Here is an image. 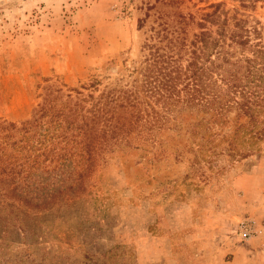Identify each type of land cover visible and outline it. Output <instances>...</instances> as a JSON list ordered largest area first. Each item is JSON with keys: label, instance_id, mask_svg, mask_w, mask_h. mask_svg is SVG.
Instances as JSON below:
<instances>
[{"label": "rangeland", "instance_id": "obj_1", "mask_svg": "<svg viewBox=\"0 0 264 264\" xmlns=\"http://www.w3.org/2000/svg\"><path fill=\"white\" fill-rule=\"evenodd\" d=\"M211 3L264 27V0H0V160L20 171L0 181V264H264V150L200 168L189 153L115 148L78 186L51 177L17 130L50 87L124 84L145 42ZM161 228L169 244L148 261L144 238Z\"/></svg>", "mask_w": 264, "mask_h": 264}, {"label": "trees", "instance_id": "obj_2", "mask_svg": "<svg viewBox=\"0 0 264 264\" xmlns=\"http://www.w3.org/2000/svg\"><path fill=\"white\" fill-rule=\"evenodd\" d=\"M207 7L145 42L143 66L126 68L124 84L120 78L100 89L102 81L94 76L66 94L48 88L17 129L25 137L23 147L42 149L43 162L53 166L46 172L78 186L99 155L115 148L171 150L180 161L189 153L190 165L200 168H211L222 155L241 160L262 152L264 27L239 8ZM46 140L51 144L43 147ZM9 165L0 160V181L8 177L14 183L20 171Z\"/></svg>", "mask_w": 264, "mask_h": 264}, {"label": "crops", "instance_id": "obj_3", "mask_svg": "<svg viewBox=\"0 0 264 264\" xmlns=\"http://www.w3.org/2000/svg\"><path fill=\"white\" fill-rule=\"evenodd\" d=\"M144 239L154 243V250L151 253L152 255L150 254V256H148V259H147L148 261H154V260L159 259V257H161L162 253L165 252L164 250H166V247L169 244L168 243L169 236L165 231L162 230V228L158 230V233L152 235L150 239L146 237ZM213 261H216L215 264H227V262L225 261L221 262L219 257H214Z\"/></svg>", "mask_w": 264, "mask_h": 264}, {"label": "built area", "instance_id": "obj_4", "mask_svg": "<svg viewBox=\"0 0 264 264\" xmlns=\"http://www.w3.org/2000/svg\"><path fill=\"white\" fill-rule=\"evenodd\" d=\"M241 228H243L244 232H246L248 230L249 226L246 223H242ZM246 233H248V232H246Z\"/></svg>", "mask_w": 264, "mask_h": 264}]
</instances>
